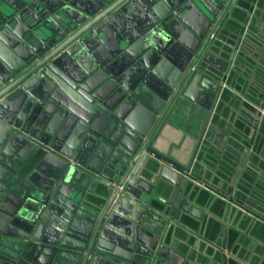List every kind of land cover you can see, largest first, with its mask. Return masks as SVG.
<instances>
[{
	"label": "water",
	"instance_id": "water-1",
	"mask_svg": "<svg viewBox=\"0 0 264 264\" xmlns=\"http://www.w3.org/2000/svg\"><path fill=\"white\" fill-rule=\"evenodd\" d=\"M263 11L264 0H0V264H230L209 235H258L264 216L210 171L209 136L253 73L233 135L261 145ZM194 104L172 142L163 127ZM54 110L60 127L45 123ZM209 213L222 223L206 227Z\"/></svg>",
	"mask_w": 264,
	"mask_h": 264
},
{
	"label": "crops",
	"instance_id": "crops-1",
	"mask_svg": "<svg viewBox=\"0 0 264 264\" xmlns=\"http://www.w3.org/2000/svg\"><path fill=\"white\" fill-rule=\"evenodd\" d=\"M262 14L264 19V11ZM261 17L262 15L260 18ZM0 51L4 52L5 50ZM251 62L254 65H257V60ZM261 62L264 63V59ZM253 81V73L245 74V84L240 86V89L238 90V94L242 99L237 100L232 98L225 117H218L217 121L220 123V127L216 126L215 131L210 133L209 136L213 142L211 143V152L209 153L210 158L207 163L209 164L210 171L217 179L224 181L228 180L227 184L231 187L234 193L236 191L240 197L244 196V198L251 194L254 197L255 202L251 204L249 201L243 200V204L256 213L264 216V123L260 125L261 134L259 135V139L263 137L260 147L256 143L255 145L250 144L252 142L245 137L236 138L233 135V133L236 132V124L241 123L240 117L244 114L246 115V113H242L245 108L244 104L246 105L250 102L246 96L250 98L253 97L249 95V87L255 85ZM199 86V81L193 86V90L197 95L199 94L197 89H200ZM246 100H248V102ZM195 106L198 107V104L191 106L192 108L190 107L191 109L189 108V111L176 114L175 116L177 118H175V120L177 122H170L168 126L163 127V134L167 135L172 142L179 143L183 137H186L187 126L190 123L193 113L197 110ZM56 111L54 110L48 115L45 121L47 125L56 122L59 123V127L61 126L62 119L60 120ZM74 133L75 128L72 126L68 131L69 137H73ZM244 143H249V146L247 147ZM209 216L210 219H205L204 217L202 221L203 224L206 223V227L212 226L214 222L222 223V218L218 215L209 213ZM258 222V235L256 232L255 234H251L250 229L237 230L234 239L232 238V235H229L226 237L225 241L223 236L221 237V234L219 233L221 227H217L209 236L214 238L216 242H220L221 240L222 242L224 241L226 245L228 244V248L234 251L233 253L230 252L233 256V260L229 262L230 264H238V261L243 262L242 264H264V221L260 219ZM5 225L6 222L0 224V230L4 229ZM114 229L113 226L108 229L109 238L115 236ZM175 240L180 241L178 238H175ZM201 241L204 243V238H202ZM224 250L227 251V255L230 254L229 250L226 248ZM198 251L199 250L197 249L196 253H198ZM235 252L237 253L234 254ZM198 259L201 261L200 264H219L217 260L213 261L212 257L204 258L199 256ZM189 260H191L193 264H198L194 257Z\"/></svg>",
	"mask_w": 264,
	"mask_h": 264
}]
</instances>
